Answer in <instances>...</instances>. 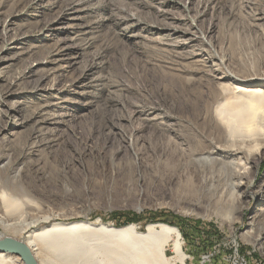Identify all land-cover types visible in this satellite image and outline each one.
Returning a JSON list of instances; mask_svg holds the SVG:
<instances>
[{
	"label": "rangeland",
	"instance_id": "1",
	"mask_svg": "<svg viewBox=\"0 0 264 264\" xmlns=\"http://www.w3.org/2000/svg\"><path fill=\"white\" fill-rule=\"evenodd\" d=\"M263 36L264 0H0V171L6 154L18 156L19 146L10 151L11 144L30 140L44 119L41 129L66 143L54 150L59 163L72 160L80 142L85 153L66 187L53 180L35 184L31 198L39 210L95 227L101 221L122 227L133 215L140 230L170 224L181 234L184 259L176 264H264V241L257 239L264 222V155L254 174L224 181L228 201L191 200L179 177L170 183L159 177L169 158L156 146L168 139L186 147L192 122L169 117V104L158 102L152 83L142 89L137 75L160 57L178 61L183 78L197 75L195 68L219 73L232 58L231 39L239 46L238 64L250 67ZM204 74L197 77L204 81ZM96 157L105 161L103 170L95 167ZM24 163L19 158L4 173L14 177ZM234 190H245L241 201L232 200ZM174 238L163 241L166 256L175 255Z\"/></svg>",
	"mask_w": 264,
	"mask_h": 264
},
{
	"label": "bare ground",
	"instance_id": "2",
	"mask_svg": "<svg viewBox=\"0 0 264 264\" xmlns=\"http://www.w3.org/2000/svg\"><path fill=\"white\" fill-rule=\"evenodd\" d=\"M240 39L244 41L245 37ZM256 40L259 55L253 53L252 66L244 67L238 64L235 49L239 46L237 47L235 40L231 39L230 49L233 55L232 58L226 59V70L209 73L204 68H195L197 75L205 72L202 77L204 81L197 75L183 78L182 71L185 68L181 67L178 61L161 57L158 58L159 63L151 69L145 67L141 73L137 72L138 77L144 81L142 89L145 90L152 83V90L155 92L153 95H157L158 102L166 101L169 104V117L179 118V115H183L192 122L194 131L186 136V147H177L173 140L168 139L156 146L157 151L167 152L169 158L168 162L163 161L164 167L159 177L168 183L179 177L184 185L183 190L188 191L187 197L191 200L209 198L218 202L228 201L231 198L227 197L228 188L225 187L224 181L235 177L247 178L248 175L254 174L263 158L264 36ZM150 72L157 74L156 79L149 77ZM233 77L240 78L244 84L234 85L228 82ZM119 82L113 79L115 85ZM167 96L170 99H167ZM15 107V111L21 110L19 106ZM38 113L39 111L32 112L28 120H32ZM173 114L175 116H172ZM43 122L44 119L37 121L39 127H33L30 140L20 141L18 144L14 141L8 148L12 151L13 147L18 145L19 152L18 156L15 152L6 154L9 160L0 171V238L13 236L15 232L20 233L18 239L24 240L31 247L40 264H176V260L182 262L184 254L181 248V234L170 224L152 222L145 230H140L136 223L116 227L101 221L100 226L95 227L92 222L86 220L69 222L60 213L38 209L39 206L31 198L35 184H47L53 180L64 188L70 183V174L72 170H76L85 153V146L80 142L72 149V160L59 163L54 158V150L63 148L66 143L60 145L53 133L41 129L40 124ZM2 129L0 126V130ZM205 153L209 156L198 160L191 158L192 155ZM31 156L35 157L30 158ZM2 157L0 154V158ZM19 158L25 162L19 173L14 177L5 174L4 171L14 167ZM220 161L221 166L217 167ZM104 164V160L95 158L96 168L102 169ZM184 176L186 179L183 181ZM27 177L33 181H25ZM88 179L91 181L90 176ZM200 184L203 189L199 191L197 187ZM244 192L234 190L232 200L237 198L241 201ZM103 224L110 228L103 227ZM172 233L175 238L170 241L175 255L170 257L164 254L163 241ZM120 237L122 239H119ZM257 237L264 241V222L259 226ZM0 264L24 262L18 255L0 252Z\"/></svg>",
	"mask_w": 264,
	"mask_h": 264
},
{
	"label": "water",
	"instance_id": "3",
	"mask_svg": "<svg viewBox=\"0 0 264 264\" xmlns=\"http://www.w3.org/2000/svg\"><path fill=\"white\" fill-rule=\"evenodd\" d=\"M0 252L20 256L24 264H40L31 247L24 240L12 236L0 238Z\"/></svg>",
	"mask_w": 264,
	"mask_h": 264
},
{
	"label": "trees",
	"instance_id": "4",
	"mask_svg": "<svg viewBox=\"0 0 264 264\" xmlns=\"http://www.w3.org/2000/svg\"><path fill=\"white\" fill-rule=\"evenodd\" d=\"M138 221H140L139 216H138V215H133L132 217L127 218V219L123 222V224H128V223L138 222ZM196 223H199V221H197ZM180 229H181V228H180ZM183 235H185V234H183ZM184 237H185V236H184Z\"/></svg>",
	"mask_w": 264,
	"mask_h": 264
}]
</instances>
